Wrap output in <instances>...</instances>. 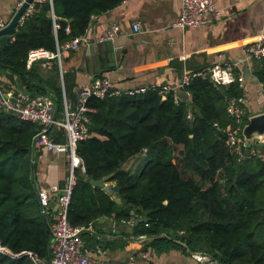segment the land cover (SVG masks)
<instances>
[{
    "label": "trees",
    "instance_id": "obj_1",
    "mask_svg": "<svg viewBox=\"0 0 264 264\" xmlns=\"http://www.w3.org/2000/svg\"><path fill=\"white\" fill-rule=\"evenodd\" d=\"M124 1L52 0L34 5L14 36L0 46L2 80L31 96L52 91L59 119L60 90L54 83L49 88L41 83L36 71L40 62L27 67L28 53L56 52L83 35L92 17ZM254 63L253 74L264 93V60ZM185 92L189 100L183 98ZM241 95L237 83L218 86L193 79L178 105L155 94L92 100L90 137L77 145L84 173H76L67 214L70 225L87 227L107 217L128 221L133 214L131 235L151 238L155 254L178 249L185 255L206 253L220 264H264V147H244L243 152L256 149L255 156L238 161L221 132L234 125L227 105ZM242 110L246 125L249 115ZM37 130L0 107V242L14 253L30 250L48 260L50 214L43 215L36 200L30 163ZM51 134L54 141L65 142L62 131L57 138ZM104 177H109L106 183L112 184L109 189L120 204L89 184ZM0 264L29 263L0 255Z\"/></svg>",
    "mask_w": 264,
    "mask_h": 264
},
{
    "label": "crops",
    "instance_id": "obj_2",
    "mask_svg": "<svg viewBox=\"0 0 264 264\" xmlns=\"http://www.w3.org/2000/svg\"><path fill=\"white\" fill-rule=\"evenodd\" d=\"M212 1L222 11L221 18L185 30L172 26L179 15L181 0L124 1L113 10L92 18L79 49L62 53L61 70L55 60L39 61L36 71L41 83L48 88L54 83L60 90L62 107L63 98L73 107L78 91L94 79H108L122 89L175 86L184 70L192 72L215 63L237 61L245 46L258 38L264 39V0ZM15 5L16 0H0V18L9 22ZM135 23L139 24L138 33L133 30ZM113 25L118 27L114 39L99 43V38ZM253 63L240 66L236 71L237 76L244 77L239 87L244 97L241 107L247 111L248 119L264 112L262 87L254 77L256 63ZM2 87L6 92L15 91L6 79ZM48 90L45 95L54 98L53 92ZM59 131L52 129L55 138ZM250 151L255 153L256 149ZM30 163L34 167L33 183L37 176L41 187L63 185L67 176L64 159L45 149L32 148ZM36 200L38 202L37 196ZM132 226L123 220L116 222L112 217L89 223L82 235L83 253L91 259L111 260L115 264H130L131 257L134 264H199L178 249L155 254L149 247L152 239L140 238L143 235L133 237ZM144 253L146 258L142 257Z\"/></svg>",
    "mask_w": 264,
    "mask_h": 264
},
{
    "label": "built area",
    "instance_id": "obj_3",
    "mask_svg": "<svg viewBox=\"0 0 264 264\" xmlns=\"http://www.w3.org/2000/svg\"><path fill=\"white\" fill-rule=\"evenodd\" d=\"M24 1L16 0L14 14L21 8ZM45 2L51 4L52 0H33L26 12L21 16L19 25L23 23L26 16L32 13L34 5ZM221 16L222 11L214 5L212 0H181L179 15L173 21L172 26L181 30L198 28L208 24L213 19H220ZM8 23L0 18V30L5 28ZM54 28H57V26H54ZM88 28L89 26L83 35L73 38L59 48L57 47L54 53L42 49L30 51L27 57V66L34 62L56 60L61 70L62 53L78 50L86 38ZM133 30L136 33L139 32L138 23L133 25ZM65 32H69L68 27L65 28ZM117 32L118 27L113 25L99 38V43L112 41ZM263 60L264 39L258 38L255 42L243 48L242 56L239 60L215 63L192 72L184 70L179 83L175 86L163 84L159 86H137L130 89H122L108 79H94L78 91L73 107L68 106L63 98V111L59 119L55 118L54 98L52 96H31L19 89L6 92L2 87L3 80L0 75V107L6 113L14 115L19 120L37 126L38 130L31 141L33 149H45L67 162V176L61 187L57 185L41 187L39 178L36 176L34 179L37 185V199L42 214H50V222L48 224L52 236L50 258L45 260L30 250L14 253L8 247L2 245L1 242L0 255L10 259H25L29 264H115L111 260L98 261L86 256L82 251V234L87 228L74 227L70 225L67 218L70 198L76 185V173H84L83 162L77 154V145L79 142L90 137L89 114L92 113V109L89 107V103L92 100H104L106 98L121 96L137 97L155 94L161 101L172 98L173 103L178 105L182 101L181 92L190 85L193 79L209 80L218 86H229L237 83L241 87L244 77L241 74L237 76L236 71L238 68ZM183 98L189 100L190 94L185 92ZM243 98L241 96L228 102L227 113L233 118L234 125L221 129V132L226 137V144L235 153L238 161L255 156V153L251 151H242L245 147L242 137V130L245 126L243 125V111L241 108V105L244 104ZM187 119H191L190 113L187 114ZM52 129L63 131L65 142L54 141L51 134ZM261 159L264 161L263 156ZM134 220L135 216L131 214L130 219L123 221V223L133 225ZM140 238H144V236ZM188 256L199 264H220L206 253L189 252ZM142 257L146 258V254L144 253ZM129 263L134 264L133 257L129 259Z\"/></svg>",
    "mask_w": 264,
    "mask_h": 264
},
{
    "label": "water",
    "instance_id": "obj_4",
    "mask_svg": "<svg viewBox=\"0 0 264 264\" xmlns=\"http://www.w3.org/2000/svg\"><path fill=\"white\" fill-rule=\"evenodd\" d=\"M33 0H25L21 8L14 14L7 26L0 30V46H4L8 43L9 39L14 36L18 26L21 16L26 12L29 4ZM262 98L264 100V93L261 91ZM242 137L244 140V146L249 149L252 145L259 147H264V112L249 118L248 123L244 126L242 130ZM259 141V142H257ZM109 177H104L100 180H90L89 184L92 187L99 188L104 191L107 195H110L117 204H120V200L112 195L109 187L106 185V181ZM48 231H49V227ZM50 232V231H49ZM52 241V236L50 234V242Z\"/></svg>",
    "mask_w": 264,
    "mask_h": 264
},
{
    "label": "rangeland",
    "instance_id": "obj_5",
    "mask_svg": "<svg viewBox=\"0 0 264 264\" xmlns=\"http://www.w3.org/2000/svg\"><path fill=\"white\" fill-rule=\"evenodd\" d=\"M252 146H254V145H252ZM175 154H176V156H177V150L175 151ZM130 163H131V162H130ZM130 163L125 165V168H126V169H128V168L130 167ZM11 192H12V190H11ZM13 194H14V192H13Z\"/></svg>",
    "mask_w": 264,
    "mask_h": 264
}]
</instances>
